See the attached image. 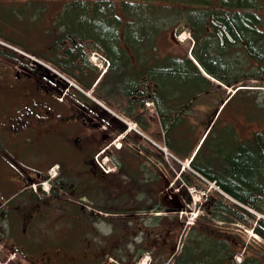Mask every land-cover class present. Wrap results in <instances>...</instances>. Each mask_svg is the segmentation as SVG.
<instances>
[{"label": "trees", "instance_id": "16d2710c", "mask_svg": "<svg viewBox=\"0 0 264 264\" xmlns=\"http://www.w3.org/2000/svg\"><path fill=\"white\" fill-rule=\"evenodd\" d=\"M146 1L152 0H120L119 7L129 16L134 8H136L135 12H141L140 7H149L153 14L157 15L163 13L158 10L162 8L164 10L169 6L164 4L166 0H154L156 3L151 5ZM189 2L196 6V0H189ZM197 2L201 3L196 6L201 8V15L198 20L190 19L188 22L191 24V28H195L191 36L194 43L190 50V56L188 50L181 55L158 56L154 44L150 43V38L152 37V42H154L156 36L155 32L151 33L152 27H149L145 34L142 32L144 35L140 34L138 30L136 31L137 22L115 15L117 11L112 0H95L92 5L88 0H71L62 4L61 13L57 14L55 27L59 25L61 30L55 38L50 37L52 38L50 43L53 44L50 47L53 50L50 51L53 57L49 54L48 59L59 68L66 69L68 66L70 72L74 73L84 86L90 87L95 75L92 80L87 81L85 80L87 73L78 75L73 71L75 68L80 71L84 68L94 69L88 62L87 50L85 52L82 46V42H84L92 49L102 51L108 58L109 71L113 72L111 78L118 84L119 81H122V93L133 94L137 89L138 93L143 91L147 80L157 84L156 86L152 85L150 100L154 103L155 112L149 123H144L138 114L131 112L133 107L137 108L143 104L145 98L126 106L125 112L146 130L156 128V125L165 129L167 145L177 152L183 150L182 153H185L187 149H184V146L187 139L186 136H183L185 132L178 130L179 125L186 122L185 114L195 96L209 92V87L213 85L211 78L220 84L231 86L245 78H257L256 76L264 71V29L261 28L262 23L264 26V17L255 10L257 0H198ZM190 10L195 9L191 8ZM98 16H105L103 18H106L108 22L104 23L103 20L98 19ZM205 20L208 21L210 28L208 31L204 30ZM124 24H127V27H124ZM182 29L179 27L178 32ZM134 30L136 34L133 33ZM121 33H123L122 37ZM66 36L76 41L70 42V48L65 50L69 56L63 58L57 49L62 46L61 39ZM236 45L243 49L242 55L245 57V64L250 62L248 57L252 59V62L256 61V71H239L240 59L232 58V53L227 54L229 51L235 53L238 49H234ZM126 47H128V51ZM213 47L217 51L215 55L211 54ZM145 48L147 49L145 50ZM75 53L77 54L75 57H78L80 63L76 62L78 59L74 58ZM131 56H134V59L142 65V69L137 70L135 66V71H128L133 66ZM225 56H228L229 59L227 60ZM223 57L225 60H222ZM230 62L236 63L235 66H232L233 63L230 64ZM114 68L117 73H114ZM123 68L128 72H122ZM230 68L233 69L230 70ZM230 72L233 73L232 76H230ZM108 74L104 75L101 83L105 82ZM139 84L144 86L140 89ZM241 90L251 89L237 88L226 104ZM110 91L111 86L107 92ZM140 93H144V91ZM101 95L104 96V94ZM104 97L107 98L108 93ZM241 102L235 111H244L246 117L248 116L246 120H258L253 117L251 112L256 106L254 101L252 100L250 103L245 99ZM218 122L216 120L212 124L213 126L209 129L190 162L191 168L196 170L199 176L213 181L221 191L211 190L209 194H206L203 205H208L209 209L207 210L210 212V218L228 225L237 224L243 228L251 229L264 239V217L256 218L254 213V211L260 214L264 213V131L259 130L253 133L252 138L239 140L234 128L219 125ZM118 128L122 130L123 125L120 124ZM131 136L127 134L126 137L131 138ZM134 142L141 148L143 154L152 156L162 163L161 152L155 145L148 140H134ZM212 144L218 149H213L212 155L204 156L203 149ZM230 155H232L231 158H229ZM201 156L204 159H201ZM199 176L191 171L183 172L181 179L186 184L196 185L194 178L204 181ZM203 219L210 220L207 217H203ZM210 242L208 239V242L203 243V247L198 248L199 242L192 241L197 251L191 252L192 248L185 246L186 251L178 257L177 262L196 264L197 261L203 260L204 254L210 255ZM222 245L226 246L227 244L222 243ZM193 256L194 258H190ZM208 259L209 264H214L210 257ZM201 262L203 263V261ZM236 264H262V262L252 256L246 257Z\"/></svg>", "mask_w": 264, "mask_h": 264}, {"label": "rangeland", "instance_id": "374dc122", "mask_svg": "<svg viewBox=\"0 0 264 264\" xmlns=\"http://www.w3.org/2000/svg\"><path fill=\"white\" fill-rule=\"evenodd\" d=\"M70 1L71 0H0V37L7 39V41L12 44L24 48L21 49L22 51L19 50V53L24 52L22 54L23 56L20 55L21 53L17 54L9 48L0 50V55L7 57V59H3L9 62V65H12L14 68L19 67L20 63L22 62L25 65L27 64L29 66L42 69L43 71H46L48 73H52L50 69L56 68V66L54 65V63L49 61L47 57L50 53L46 51L53 50L50 49L53 44L50 43L49 40L53 38V35H58L61 30V26L59 25L57 26L58 28L53 27L55 26L57 21V14L61 13V5L65 2ZM93 1L89 0L91 5L93 4ZM112 1L114 2L116 9L119 8L118 0ZM197 1L198 0H196V6H199V4L201 3ZM146 2H148L149 5H151L152 3H156V1L154 0ZM257 2L258 3L255 10L262 14V17H264V0H257ZM164 4L169 6L167 8H164V10H162L163 8L161 10H158L163 11L162 14L158 13L156 15L153 14V11L150 10L149 7H140L141 12H135L136 8H134L132 9V14L129 16L126 13L125 16L123 13H120L123 11L119 8L118 10L120 12H117V15L122 19H125V17L128 16L127 18H129V21H131V19H133L134 21L137 20L138 28L136 29V31L138 30L140 34H145L146 30L149 29V27H152L151 29L153 31L151 33L153 34L155 32L156 36L154 38V42H152V37L150 38V43L154 44L158 56H166L167 54H184V52H186L193 43V39L191 36L192 31H195V28H191V24H188V22L190 19H199L201 15V8L191 4L189 0H166ZM158 6L161 7L159 4ZM191 8L195 10H190ZM246 10L251 11L253 9ZM103 17L105 16H98V19L101 21L103 20L104 23H107L108 20L106 18L104 19ZM54 19L55 22L53 24L52 22ZM133 23L135 24V22ZM126 25L124 24V27H127ZM179 27L183 28L180 33L178 32ZM261 28L264 29L263 23L261 24ZM208 29L210 30L208 21L205 20L204 30L208 31ZM136 31L134 30L133 33L136 34ZM130 32L132 31L130 30ZM50 36H52V38H50ZM68 40L69 36L64 37V40L62 41V47L66 48L70 46ZM236 48L238 49L235 53L229 51L227 54L229 55V53H232V58L235 57L236 59H240L241 62L238 63V67L240 68L239 71H256V61L253 60L252 62V59L248 57V59L252 63L248 62L245 64V57L242 55L243 49H241V47L237 45L234 49ZM25 49H27V51ZM146 49L147 48H145V50ZM86 50L88 51V53L94 51V49L87 45ZM98 52L102 54V51ZM212 53L214 55L217 54V51L214 49V47L212 48L211 54ZM225 57H227V60L229 59L228 56ZM222 60H225L224 57L222 58ZM47 61H49L51 64ZM97 63L100 62L97 61ZM232 63L233 62H230V64ZM103 64L105 65V62ZM235 64L236 63H233L232 66H235ZM135 66L137 70L142 69V65H140L136 60ZM135 66L129 68L128 71H135ZM66 69H57L60 74H62H59L60 77H57V75L54 74L61 82V88L66 86L68 82L72 83L73 81H78L74 73L70 72V68L68 66H66ZM232 69L233 68H230V70ZM101 70H103L102 66L101 68H94L92 70L85 68L82 71H80L78 68L73 69V71L78 75L87 73L85 78V80L87 81L92 80L94 75L97 76L98 74H100V72H102ZM121 71L128 72L124 68L121 69ZM108 72L111 73L110 75L112 77L113 72ZM114 73H117L116 68H114ZM232 75L233 73L230 72V76ZM95 76L93 78V81L95 80ZM256 77L257 78H245L232 84L230 87L224 84L217 85L216 81L213 79V85L209 87V92L198 94L196 96V100L193 102L194 104H192L187 111L185 118L187 117L189 121H192L196 124L192 127L191 135L189 137H186L187 140L185 142L184 149L191 148L194 145L195 140L202 135V132L206 127V121L207 119L209 121L211 114L213 113V109L216 107V105L220 106V101H222L229 93H231V87L239 86L242 83L248 84V86H252L251 88H255L253 90H255L256 92H252V90L239 91L221 111L218 124H222L227 127L230 126L232 129L234 128L233 130H235L239 138H244L245 136L252 137L254 131L264 130V71ZM78 82L81 83L80 81ZM147 83H150V81L147 80ZM71 85H73V83ZM109 85L110 82L108 80H105V82H102L99 85L102 86V88H98L96 90L97 93L100 92L104 94V96H106L108 93V97L106 99L104 98V96L98 98V96L94 94L92 89H90V91L91 95L97 96V98L100 99L101 102L105 105L104 108L107 109L108 113L106 111L104 112H106V114H109V112H111L109 110L114 111L117 114V119L125 126H123L122 130L117 127L114 128V131H112L109 127L105 129V131L109 133L110 138L114 137L116 141H121V148L116 158L121 161L122 165H124L125 168L120 172L117 171L114 175H110L109 179L104 182L101 187L104 189H108L113 188L112 186H119L122 191L124 190L126 193H130L133 197H135L138 204H152L153 202V205L158 203V199L160 198V195H162L163 191L166 194L165 197L169 198V204L173 205V208H169L170 212H167L166 216L163 215L159 218H152L153 215H150L149 213H146V215H144L142 214V212H139L140 215L138 216L137 220V222L139 223H137V225L130 224L128 228L126 225L120 224V228L118 230V234L120 235L119 241H116L117 244L119 243L120 245V252L117 253L120 256V259H122L124 262L127 260L128 263L125 262V264H130V261L132 260V252H130V250L134 248L133 243H137V247H146L145 250L147 251L144 254L146 258L145 264H165L169 259L171 251L169 252L168 250H160L156 246V243L158 242V240H160L159 237L155 235L154 232H149L146 235L141 233L140 227L142 225L145 229H148L150 227L155 228L157 226H164L168 224L169 229H172L171 232L173 233V236H175L176 238L177 233L178 235L175 245V248L177 247L176 254L170 259V261H168L167 264H172L173 261H176V257H178L177 255L184 252L185 245L191 246V252H196V246L194 245V243H192V241H198V248H200L203 247L202 245L204 242H208V239L209 241H211L210 255L204 254L205 256L202 257L203 260L201 259L203 263L201 261H197L196 264H209L208 257H210V260L213 261L214 264H229L230 262L231 264H236L239 263L238 261L252 256L257 258L260 262H262V264H264L263 240H261L260 238H255L257 241L256 242L252 239V233L250 231H246V228H243L240 225L236 224L235 227H233L232 225H228L226 223H222L213 218H210V212H208L207 210L209 209L207 208L208 205L203 204L204 200L206 199V194H209L211 190H217L216 185H214L213 183L211 184L205 180L202 181L200 179L194 178L196 187H199L196 188V191H190L188 190V188L176 186L177 182L174 181L173 183V180L170 178L169 172H171V170L169 167H165V165H163L153 157L146 158L144 154H138L135 152L139 148L134 143V140L140 139V136L137 135V132H135L133 128L128 129V125L126 123L131 124L135 122L125 111L126 106L130 105L131 103L138 102L139 94L137 90H135L134 94L122 93V81H119V87L115 89L113 88L114 90H112L111 92H107L109 89ZM152 85L156 86L157 84L153 82L150 83V87L148 88L149 93L152 92ZM61 90L60 95L66 93L65 91ZM245 99L246 101H250V103L253 100V103L256 104L255 108L252 109L251 112L253 113V117L258 118V120L247 121L246 118L248 116L246 117L244 111H235L242 103L241 101ZM144 101L142 102L143 104L137 106V108L133 107V105L131 112L134 114H138L139 118L143 120L144 123H149L151 121L149 114L153 113L154 107L151 106L152 110L149 109V107L145 105ZM148 102L149 104L151 103L150 101ZM119 117L121 119H119ZM137 126L139 125L137 124ZM158 130L159 126L156 125V128L148 129L146 131L144 130V133L149 136V139L153 138L154 142H156L157 145H163L162 137L163 141L166 140L161 133L159 134ZM127 134H132L131 138H127ZM158 134L159 138L157 136ZM213 149H218V147L216 148V146H213L212 144L204 148L202 154L208 157L212 155ZM231 156L232 155H230L229 158H231ZM200 158L204 159L203 156H201ZM169 160L170 163H173L172 165H177L175 163L176 161L171 160V158ZM180 168L181 164H178L176 166V169L178 170ZM131 171H133L134 174H132ZM184 172H190V169L185 167ZM65 176L73 178V175L70 172L66 173ZM145 188L148 189L149 193H152L153 198L152 201L144 203L143 196ZM130 189L131 191H129ZM62 192L63 190L59 192V195ZM97 194L102 193L98 192ZM63 197H65V195L62 194V196H59V198L57 199L56 209L50 210L48 206H45L46 209L44 212V216L43 218H41L40 223L42 232H50L49 226L54 230L53 235H55V237L52 235V239L50 241L57 243L63 240L67 223L70 224L69 221L71 220V215H84L83 212H73L74 214H72L70 211H66L63 207L68 205L63 203L64 200H61V198ZM115 197H118V195H116ZM107 198H109V196H105L104 194L100 195V202L102 204H107ZM120 203H133V200H131L128 196H121ZM78 208L79 206L77 207V209ZM149 210L146 209V212H148ZM254 213L256 215V218L264 217V213L260 214L255 211ZM203 217H207L210 220H205L203 219ZM123 219L128 220L129 217H125ZM182 221L184 225H186V222H188L191 226H183V228L180 230ZM43 222H46V224L49 226H44ZM76 222L77 220H74V223ZM79 224L80 223L76 225ZM99 229L101 231L103 229L104 231L107 230V228H103L102 226H99ZM90 233L95 234L93 232ZM85 239L86 238H82L79 243H82ZM145 239L147 241L142 243V240L144 241ZM46 240L49 239L47 238ZM222 243H226L227 245L224 246L222 245ZM127 244H129V246ZM82 246L83 249L86 248L85 242L82 244ZM95 246V243H93L90 248ZM60 247L61 249L63 248V246ZM77 252H81V250L78 251V249H76L75 253ZM231 253L233 254L231 255ZM125 254L131 255L130 258L126 259ZM190 258H194V256ZM138 260H140V258ZM54 261L56 262V264H67L65 257L61 256L60 254L54 255ZM119 261L121 262V264H124V262L122 263L121 260ZM76 262L77 261H75L74 264ZM109 262L110 261L107 259L105 264Z\"/></svg>", "mask_w": 264, "mask_h": 264}, {"label": "flooded vegetation", "instance_id": "af4514ba", "mask_svg": "<svg viewBox=\"0 0 264 264\" xmlns=\"http://www.w3.org/2000/svg\"><path fill=\"white\" fill-rule=\"evenodd\" d=\"M3 58L7 59L0 55V264H56V254L65 257L67 264L75 261V264H105L107 259L110 261L107 264H121L119 260L123 263L116 242L120 224L128 228L130 224L137 225L139 212L146 215V209H150V215L153 209L161 210L160 215L152 218L166 216L173 205L168 204L165 193L160 204L154 206L138 204L135 197L119 186L102 188L110 175L125 168L116 158L120 149L111 147L112 138L105 131L114 125L110 121L102 128L104 110L74 89L60 95L61 82L55 75L22 62L14 68ZM105 155L113 163V170L107 173L95 160L96 156L101 159ZM68 172L73 178L65 176ZM98 192L109 196L107 204L100 202L102 194ZM62 194L65 197L61 200L69 206L63 207L66 211L84 215H71L64 242L57 243L50 241L54 230L43 222L50 232H42L40 223L45 206L56 209ZM121 196L130 197L133 203L121 204ZM143 201H152L147 188ZM99 226L107 230L101 231ZM171 230L168 224L140 227L145 235L154 232L160 239L156 246L169 252L176 241ZM82 238L86 239L79 243ZM93 243L96 246L90 248ZM136 244L130 250V264H136L147 251L145 246ZM76 249L81 252L75 253ZM130 256L125 254L126 259Z\"/></svg>", "mask_w": 264, "mask_h": 264}, {"label": "bare ground", "instance_id": "6f19581e", "mask_svg": "<svg viewBox=\"0 0 264 264\" xmlns=\"http://www.w3.org/2000/svg\"><path fill=\"white\" fill-rule=\"evenodd\" d=\"M143 259H144V260H143ZM142 260H143V262H142ZM142 260H140L138 264H144V262L146 261L145 256L142 257Z\"/></svg>", "mask_w": 264, "mask_h": 264}]
</instances>
